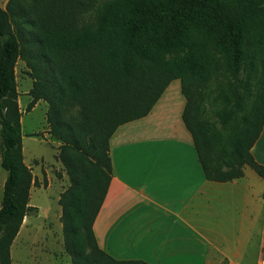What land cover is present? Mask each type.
I'll return each mask as SVG.
<instances>
[{"label": "trees", "instance_id": "trees-1", "mask_svg": "<svg viewBox=\"0 0 264 264\" xmlns=\"http://www.w3.org/2000/svg\"><path fill=\"white\" fill-rule=\"evenodd\" d=\"M27 60L34 79L28 107L48 103L49 133L70 179L61 195L65 250L72 264H148L117 260L98 245L94 222L112 180L110 139L144 118L174 80L187 100L184 121L208 180L264 179L252 148L264 130V88L255 118L235 137L200 119L195 95L218 76L226 128L242 109V74L261 63L264 86V0H8L0 4L1 167L7 171L0 208V264L30 206L34 178L24 162L16 65Z\"/></svg>", "mask_w": 264, "mask_h": 264}, {"label": "crops", "instance_id": "crops-1", "mask_svg": "<svg viewBox=\"0 0 264 264\" xmlns=\"http://www.w3.org/2000/svg\"><path fill=\"white\" fill-rule=\"evenodd\" d=\"M186 105L174 80L147 116L110 139L113 174L93 226L97 243L117 260L148 264H262L264 179L245 169L241 179L208 180ZM252 153L264 165V130Z\"/></svg>", "mask_w": 264, "mask_h": 264}, {"label": "rangeland", "instance_id": "rangeland-1", "mask_svg": "<svg viewBox=\"0 0 264 264\" xmlns=\"http://www.w3.org/2000/svg\"><path fill=\"white\" fill-rule=\"evenodd\" d=\"M107 1L111 0H103ZM7 2L8 0H0L1 7L6 8ZM262 69L259 63L254 70H247L242 74L245 84L242 90L245 93L242 109L226 128H223L217 117L223 106L218 98L219 85L227 82L223 70L220 69L218 76L212 75L209 81L199 87L195 95L200 119L224 132L231 150L234 149L238 131L255 118L258 96L264 88ZM31 72L27 60L21 58L16 65L18 105L22 122L24 162L31 169L34 178L29 204L37 208V211L24 220L20 235L12 246V263L71 264V257L65 250L62 207L59 203L61 195L70 186V179L58 157L61 142L49 133L48 103L41 100L28 111L33 100L30 95L34 83ZM1 156L0 140V162ZM243 169L252 174L250 167L244 166ZM7 175V171L0 165V207L4 195L3 183Z\"/></svg>", "mask_w": 264, "mask_h": 264}, {"label": "built area", "instance_id": "built-area-1", "mask_svg": "<svg viewBox=\"0 0 264 264\" xmlns=\"http://www.w3.org/2000/svg\"><path fill=\"white\" fill-rule=\"evenodd\" d=\"M262 264H264V261L262 262Z\"/></svg>", "mask_w": 264, "mask_h": 264}]
</instances>
